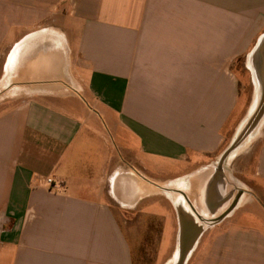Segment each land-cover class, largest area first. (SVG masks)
I'll return each instance as SVG.
<instances>
[{
  "label": "crops",
  "instance_id": "0c3cea01",
  "mask_svg": "<svg viewBox=\"0 0 264 264\" xmlns=\"http://www.w3.org/2000/svg\"><path fill=\"white\" fill-rule=\"evenodd\" d=\"M262 36L264 0H0V264H136L153 219L161 264L182 219L184 264H264V117L218 166L264 98V37L249 98L232 69Z\"/></svg>",
  "mask_w": 264,
  "mask_h": 264
},
{
  "label": "rangeland",
  "instance_id": "374dc122",
  "mask_svg": "<svg viewBox=\"0 0 264 264\" xmlns=\"http://www.w3.org/2000/svg\"><path fill=\"white\" fill-rule=\"evenodd\" d=\"M3 60H0V76H1V66H2ZM250 59L247 57L239 58L238 60L233 62L232 69L239 78L240 82L243 84L242 87L246 86V93L248 95V98L250 97L252 84L250 82V78L247 75V68L250 66ZM1 81V80H0ZM1 87H0V93H1ZM4 99L3 94H0V104L2 100ZM175 172H179L177 168H167L162 171L163 175H172ZM165 194V193H164ZM162 198V197H161ZM150 206L152 211L157 212L156 214L163 216L165 212L167 211L165 209V206L161 199L155 198L150 201ZM165 211V212H164ZM138 232L140 228L141 235L136 237V246L140 251H137V254L140 255V257L137 258L136 264H161L163 258L165 257V250L168 246V239L164 236L162 240V247L158 248V253L156 254V247L158 245L159 240V230L160 226H162V223H160L159 219H153L151 222V225L147 224V227H151L150 229H145V226L143 224V220H135ZM139 224V225H138ZM140 226V227H139ZM167 226V225H166ZM146 234V235H145ZM156 254V256H155Z\"/></svg>",
  "mask_w": 264,
  "mask_h": 264
},
{
  "label": "water",
  "instance_id": "95a60500",
  "mask_svg": "<svg viewBox=\"0 0 264 264\" xmlns=\"http://www.w3.org/2000/svg\"><path fill=\"white\" fill-rule=\"evenodd\" d=\"M262 36L259 41L257 42L256 47L251 52L249 59L250 63L253 61V56L255 55L256 51H258V47L261 45L263 41ZM264 117V98L261 99L253 112L250 119L247 121L245 126L242 128L239 135L235 138V140L231 143V145L224 151L221 155L218 166L221 168L225 160L230 156V154L240 146V144L250 135V133L258 126L261 120ZM243 192H238L236 198L233 200L232 204L229 208L223 212L219 217L211 220H204L199 218V220L205 225H214L222 221L238 204L239 198L242 196ZM203 232L202 224H198L195 222H188L185 219L180 220L179 222V235H178V246H177V253H176V261L175 264H184L188 255L190 254L192 247L200 237Z\"/></svg>",
  "mask_w": 264,
  "mask_h": 264
},
{
  "label": "built area",
  "instance_id": "2783aa9c",
  "mask_svg": "<svg viewBox=\"0 0 264 264\" xmlns=\"http://www.w3.org/2000/svg\"><path fill=\"white\" fill-rule=\"evenodd\" d=\"M46 182H47V184H49V185L53 184V180L50 179V178H47V179H46Z\"/></svg>",
  "mask_w": 264,
  "mask_h": 264
},
{
  "label": "bare ground",
  "instance_id": "6f19581e",
  "mask_svg": "<svg viewBox=\"0 0 264 264\" xmlns=\"http://www.w3.org/2000/svg\"><path fill=\"white\" fill-rule=\"evenodd\" d=\"M261 48V47H260Z\"/></svg>",
  "mask_w": 264,
  "mask_h": 264
}]
</instances>
